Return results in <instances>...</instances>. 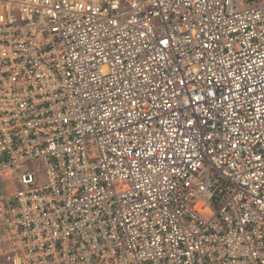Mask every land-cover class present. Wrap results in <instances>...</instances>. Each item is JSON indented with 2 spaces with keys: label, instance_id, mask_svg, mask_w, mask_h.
<instances>
[{
  "label": "built area",
  "instance_id": "1",
  "mask_svg": "<svg viewBox=\"0 0 264 264\" xmlns=\"http://www.w3.org/2000/svg\"><path fill=\"white\" fill-rule=\"evenodd\" d=\"M0 264H264V0H0Z\"/></svg>",
  "mask_w": 264,
  "mask_h": 264
},
{
  "label": "rangeland",
  "instance_id": "2",
  "mask_svg": "<svg viewBox=\"0 0 264 264\" xmlns=\"http://www.w3.org/2000/svg\"><path fill=\"white\" fill-rule=\"evenodd\" d=\"M245 7H248V6H245ZM35 164L36 163H34V162H26V163L21 164L18 168L15 169L16 170V174L32 170L34 168ZM41 165L42 164H40V166H39V170H40V173H41L40 181L44 182L45 181L44 170H43Z\"/></svg>",
  "mask_w": 264,
  "mask_h": 264
},
{
  "label": "snow or ice",
  "instance_id": "3",
  "mask_svg": "<svg viewBox=\"0 0 264 264\" xmlns=\"http://www.w3.org/2000/svg\"><path fill=\"white\" fill-rule=\"evenodd\" d=\"M164 43H167L166 41H164Z\"/></svg>",
  "mask_w": 264,
  "mask_h": 264
}]
</instances>
